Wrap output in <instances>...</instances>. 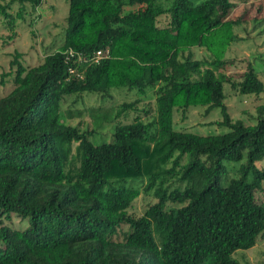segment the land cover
<instances>
[{
    "label": "trees",
    "instance_id": "16d2710c",
    "mask_svg": "<svg viewBox=\"0 0 264 264\" xmlns=\"http://www.w3.org/2000/svg\"><path fill=\"white\" fill-rule=\"evenodd\" d=\"M233 1L66 0L60 46L32 66L13 54V88L0 97V264H239L233 253L264 236V203L253 196L264 181L256 166L264 159V100L248 124L232 120L223 102L224 83L264 99V83L249 64L238 79L224 72L232 63L224 52L245 21L241 13L229 17ZM6 8L0 4V15L9 18ZM163 13L167 21L158 25ZM256 20L264 23V16ZM193 46L208 56L192 58ZM97 49L107 52L97 62L66 58L68 50L87 58ZM116 87L138 94L155 87L152 119L116 122L110 140L99 143L89 140L97 126L65 123V97L106 96ZM139 99L120 103L113 118ZM193 106L219 108L215 123L227 130H174L173 109L183 117ZM242 159L237 176L219 184L223 161ZM134 179H144L142 191L156 199L139 216L127 212L140 193ZM172 179L185 184L169 188ZM11 216L27 225L1 222ZM122 224L127 230L117 239Z\"/></svg>",
    "mask_w": 264,
    "mask_h": 264
},
{
    "label": "rangeland",
    "instance_id": "374dc122",
    "mask_svg": "<svg viewBox=\"0 0 264 264\" xmlns=\"http://www.w3.org/2000/svg\"><path fill=\"white\" fill-rule=\"evenodd\" d=\"M191 1L192 4H197L201 0ZM250 3L254 4V7L258 6L259 3L262 4L263 7L257 15H255L254 7ZM0 4L7 6L6 12L12 18L10 27L7 23L10 17L4 18L0 15V78L3 80V84H0L1 97L13 88L14 68L10 67V61L13 59L15 52L20 53L19 61L24 66H32L39 62L45 54L60 46L65 25L64 17L67 14V2L66 0H39L37 4H34L29 0H0ZM233 4L229 17L235 18L241 13L239 17L245 21L241 27L235 30L239 40L230 43L224 52V57L232 60V63L224 69V72L238 79L239 73L249 64L259 72L258 76L264 83V23L256 24V19L259 20L264 16V0H234ZM161 6L165 7L166 3H161ZM19 10L21 16L17 18L15 13ZM213 17L216 16L213 15ZM251 17H255V21H251ZM192 18L193 16H189L188 20ZM166 21L167 15L165 13L157 17L158 25L165 24ZM190 52L194 59L208 56L206 50L199 46L191 47ZM155 87L146 88L142 94L125 87H116L109 89L106 96L94 93L70 95L65 97L61 106L66 115H71L65 123L73 126L78 125L80 129L87 130L97 126L95 128L96 133L89 137V140L92 143L108 142L114 123L129 122L134 116H139L143 122L152 119V91ZM223 92L225 94L223 102L230 118L232 120L240 119L246 124L252 123L255 114L254 108L264 100L263 97L241 95L231 89L228 83L223 84ZM75 97H77V101H73ZM136 99L139 100L133 108L127 109L113 118V114L120 103L131 102ZM72 101H76L74 105ZM145 109L148 110L146 114L143 112ZM204 109V106L190 107L185 111L183 117H181L180 111L173 109V129L186 130L199 135L218 134L227 130L224 126L215 123L221 117L219 108H212L207 113H204ZM241 162H243V159L238 162L223 161L225 172L221 176L219 184L225 185L230 178L236 177ZM256 166L264 170V159L256 162ZM133 181L140 193L128 207L127 212L139 216L146 206L156 199L153 197L151 190L142 191L144 179L141 182H138L137 179ZM168 184L171 188L176 185L182 187L185 183L172 179ZM253 196L256 203H264V181L261 189L253 192ZM180 206L179 204H166L168 209H175ZM1 222L12 229H21L27 225L26 219H19L16 216H11L8 220L1 219ZM126 230L127 226L122 224L115 238L122 239V233ZM152 234L155 240L160 235L154 225H152ZM160 240H163V236L159 238ZM232 257L239 264H264V236L258 237L252 247L234 252Z\"/></svg>",
    "mask_w": 264,
    "mask_h": 264
},
{
    "label": "built area",
    "instance_id": "2783aa9c",
    "mask_svg": "<svg viewBox=\"0 0 264 264\" xmlns=\"http://www.w3.org/2000/svg\"><path fill=\"white\" fill-rule=\"evenodd\" d=\"M73 55L74 56L76 55L75 61H77V62H81V61H85V60L89 61V62H97L101 58L106 57L107 52L102 50V49H97V50L92 51L90 53V55H88V57L85 58L82 55H80L79 53H74L71 50H68L66 58L72 57ZM68 73H73L79 78H81V76H82L81 72L76 71V69L74 67L68 68Z\"/></svg>",
    "mask_w": 264,
    "mask_h": 264
}]
</instances>
